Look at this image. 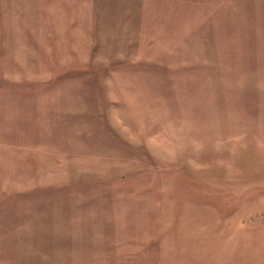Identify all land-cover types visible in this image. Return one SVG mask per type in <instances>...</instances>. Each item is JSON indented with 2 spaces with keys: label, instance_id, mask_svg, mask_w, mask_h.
Returning <instances> with one entry per match:
<instances>
[{
  "label": "rangeland",
  "instance_id": "obj_1",
  "mask_svg": "<svg viewBox=\"0 0 264 264\" xmlns=\"http://www.w3.org/2000/svg\"><path fill=\"white\" fill-rule=\"evenodd\" d=\"M0 264H264V0H0Z\"/></svg>",
  "mask_w": 264,
  "mask_h": 264
}]
</instances>
